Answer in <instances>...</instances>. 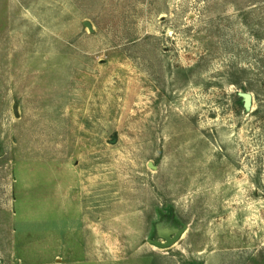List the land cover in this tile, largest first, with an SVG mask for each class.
<instances>
[{"label":"rangeland","instance_id":"obj_1","mask_svg":"<svg viewBox=\"0 0 264 264\" xmlns=\"http://www.w3.org/2000/svg\"><path fill=\"white\" fill-rule=\"evenodd\" d=\"M0 153V264H264V0H0Z\"/></svg>","mask_w":264,"mask_h":264},{"label":"water","instance_id":"obj_2","mask_svg":"<svg viewBox=\"0 0 264 264\" xmlns=\"http://www.w3.org/2000/svg\"><path fill=\"white\" fill-rule=\"evenodd\" d=\"M85 25L89 27L91 31H94L93 25L89 22L86 21ZM239 96L243 99L245 109L250 111L253 107V94L251 92H240ZM15 113L17 116H19V110H18V105H15L14 107ZM117 141V138H115L112 143H115ZM2 153H0V156ZM153 167L152 165H150ZM154 168V167H153ZM189 226L185 225L180 229L173 228L169 229L165 224L159 225L158 226V236L162 239H149V242L159 248L162 249H167L172 246H174L187 232Z\"/></svg>","mask_w":264,"mask_h":264}]
</instances>
